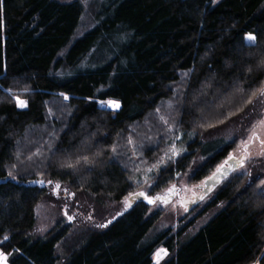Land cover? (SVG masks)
<instances>
[{
	"label": "trees",
	"instance_id": "obj_1",
	"mask_svg": "<svg viewBox=\"0 0 264 264\" xmlns=\"http://www.w3.org/2000/svg\"><path fill=\"white\" fill-rule=\"evenodd\" d=\"M92 7L93 25L75 39L81 1L0 0V180L8 179L0 183V239L10 238L8 264H154L161 247L168 257L160 264H264V191L249 174L217 189L201 213L224 208L187 238L185 229L150 234L161 214L127 203L150 190L134 181L175 136L166 115L190 153L164 169L154 192L205 158L192 176L198 186L235 148L224 131L257 120L264 0H95ZM248 34L256 37L251 46ZM109 100L120 108L102 109ZM67 162L75 168L61 167ZM41 180L45 188L31 185ZM56 184L92 204V218L107 227L86 225L74 237L59 224L33 237L35 208Z\"/></svg>",
	"mask_w": 264,
	"mask_h": 264
},
{
	"label": "rangeland",
	"instance_id": "obj_2",
	"mask_svg": "<svg viewBox=\"0 0 264 264\" xmlns=\"http://www.w3.org/2000/svg\"><path fill=\"white\" fill-rule=\"evenodd\" d=\"M58 2L64 4V3H74L75 1H81L83 4L84 9V15L81 20V24L77 30V35L75 39L78 37H81L84 35L86 31L93 25V17H94V10L92 7V3L95 0H57ZM246 37V36H245ZM256 42V40H255ZM254 42V43H255ZM264 88V87H263ZM105 102V101H104ZM104 102L101 103V106L103 107ZM106 109L111 110L113 112L117 110H113L111 108H108L106 106ZM254 115L256 114V119L254 121H249L247 123L243 124H237L235 126H232L231 128H228L223 132L224 139L226 142L225 144H232L235 143V148L230 153L234 156L239 157L238 155L241 154V141L247 140L248 136L250 135V129L254 124H256L260 120H264V96H261L260 94L257 95V99L255 100L254 104ZM159 116V115H158ZM171 115H166L164 117L162 123L169 124V130L172 131L175 136L173 140L170 143H164L163 144V156H165V153H168L169 156H171L170 149L173 145H175L176 150L179 152V155L174 157V162L171 160L165 161L164 165L159 166L158 168H153V165H156L161 158L152 165H150V168H152L151 172H148L147 169L144 170L143 174L140 178L136 179L134 181V186H136L137 190H140L142 187H151L150 190H147L146 192H150L151 196L153 195H163L164 197L171 196L170 190L175 186V198L172 199L171 202L168 204H163L160 202L154 203V206L149 207L150 211L149 214L153 213H160L161 219L155 226V229L151 231L150 234H155L157 231H166L169 229L173 230V233H178L180 229H185L184 231V237L187 238L191 235L195 234L203 225L208 223L212 217L216 215V213L224 208L225 203L218 204L217 207H214L211 211H208L207 213H201L202 210L207 206V204H211L213 199L215 198L216 194L218 193L220 187L223 186V184L228 183L230 180L234 179V176L239 175H245L249 174L252 179H259L264 180V147L261 146L259 141L253 143L249 149L250 152V159H248L245 162V165L242 169L235 171L234 174H232L227 180L223 181V184L220 185L218 188L214 189L213 192L205 199L203 202L199 203H193L194 198L193 195L195 192H193L194 187H196V183L192 182V176L197 171V166L202 165L203 162H205V158L199 159L198 164L196 168L192 169L190 168L187 170L185 175L180 176L177 175L175 178V182L170 183L163 191L161 192H154L153 185L156 183V178H158L162 172H164V169L168 168L171 164H174L175 161H177L180 158H183V156L189 155L188 146L185 145L186 137L185 134L181 131H175V125L174 118L172 120ZM167 121V123H165ZM258 134L264 138V126L259 127L257 129ZM217 137H214L216 139ZM218 139V138H217ZM223 142V143H224ZM159 144V143H158ZM156 144V146H158ZM223 163V161H222ZM222 165V164H220ZM218 165V167L220 166ZM217 167V168H218ZM216 168V169H217ZM216 171V170H215ZM212 174V173H211ZM211 176V175H210ZM209 176V177H210ZM145 177H147V183H145ZM208 178V177H207ZM206 178V179H207ZM225 182V183H224ZM259 187L263 189L264 191V184H261V181L259 183ZM144 190V189H141ZM196 202V201H195ZM199 204V205H198ZM109 208H116L118 209L117 205H109ZM95 207H93L92 204H90L86 199L82 198H76L74 194H71V192H68L67 190H59L58 192L55 189H52L49 192V199L40 202L37 207L35 208V229L33 230V237L39 238L43 237L51 230H53L55 227H57L59 224L71 226V235L75 237V234L81 232V230L84 229L86 225H90L89 227L97 228V225H101L100 219H93L94 216ZM201 213V216H200ZM192 222L190 227H188L189 223ZM194 223V224H193ZM151 235V236H152ZM7 240H4V238L0 239V245L2 247V252L7 257L8 264V255L5 253V251L9 248V242L10 238L8 235ZM72 236V237H73ZM73 237V238H74ZM61 247V246H60ZM61 248H59V252ZM163 250V251H161ZM160 253V256L157 257V253ZM168 257V251H166L163 247L159 248L156 252V254L153 257V263L154 264H160L162 261L167 259ZM259 264V263H255Z\"/></svg>",
	"mask_w": 264,
	"mask_h": 264
},
{
	"label": "snow or ice",
	"instance_id": "obj_3",
	"mask_svg": "<svg viewBox=\"0 0 264 264\" xmlns=\"http://www.w3.org/2000/svg\"><path fill=\"white\" fill-rule=\"evenodd\" d=\"M256 40L255 35L253 34H248L245 37V41L246 43L251 46L254 44ZM259 94L261 96H264V88L259 89ZM253 96L256 95V92H253L252 94ZM65 99H67V97H65ZM16 103L18 107H27V102L20 100L19 98L16 99ZM248 103H251V100L248 101ZM104 105L107 106L108 108H111L113 110H118L120 108V104L119 102L115 101V100H109V101H105ZM234 113H230L229 115H233ZM221 123L223 121H220ZM165 123H167V121H165ZM264 126V120H260L258 121L256 124H254L252 126V128L250 129V135L248 136L247 140H242L241 141V154L239 157L234 156L232 154H229V156L227 157V159L224 161V164L220 165L217 169H216V173L213 174V176L215 177L217 174L223 175V169L225 168L226 165H229V162H233L231 165V167H235V165H239L241 168L244 167L245 162L250 159V152L249 149L251 147V145L257 141H259V143L261 144L262 147H264V138H262L258 132L257 129L259 127ZM131 142V141H130ZM171 151V156L168 155V153H165V156L161 158V160L156 164L153 165V168H158L161 165L165 164V161L171 160L172 162H174V157L179 155V152L176 150L175 145L172 146V148L170 149ZM113 152H115V148H113ZM264 154V153H262ZM84 162L85 163H91V161H89V159L87 157H84ZM80 161L77 160L76 164H79ZM76 164H73L71 162H67L64 164H61V167H66V168H75ZM148 172L152 171V168L147 169ZM9 175H11V173H9ZM14 178V177H13ZM147 177H145V183H147ZM39 183L43 184L44 181H39ZM49 183H51V181H49ZM206 183V181H205ZM261 184H264V180H261ZM61 186L59 184L55 185V190L58 192L60 190ZM175 191V186H173V188L170 190V192H174ZM137 197H143L145 200L148 201V203H155L156 201H160L161 203L167 204L169 202L167 197H161V196H156V197H150L148 194L144 193V192H138L135 194ZM130 207V205H128ZM109 223H111V221H109ZM98 227H107L106 224H101V225H97ZM8 237L5 236L4 240H7ZM163 251V250H161ZM160 256V253H157V257ZM7 262V257L5 256V254L3 252H0V264H6Z\"/></svg>",
	"mask_w": 264,
	"mask_h": 264
},
{
	"label": "water",
	"instance_id": "obj_4",
	"mask_svg": "<svg viewBox=\"0 0 264 264\" xmlns=\"http://www.w3.org/2000/svg\"><path fill=\"white\" fill-rule=\"evenodd\" d=\"M102 109H106V106L105 105H103V107H102ZM233 162H229V165H231ZM222 164H224V162L222 163ZM229 165H226L225 166V168L222 170L223 171V175H220V174H217L215 177L213 176V174L214 173H216V171L215 172H213L212 174H211V176L210 177H208L205 181H206V183L204 182L203 183V185L201 186L202 188H203V191H204V194L205 195H207V194H210L211 193V190L212 189H214L215 187H218V186H220L222 183H223V181H225V180H227L232 174H234V172L235 171H238V170H240V169H242L238 164L237 165H235V167H231V166H229ZM7 178H5V179H1L0 180V183H2V182H7ZM32 186H37V185H39V186H41L42 188H45L46 186H45V183H43V184H41V183H39V181H36V182H33L32 184H31ZM138 192H144V193H146V194H148L150 197H156V196H161V197H164L163 195H153V196H151L150 194V192L148 193V192H146L145 190H141V191H138ZM138 192H136V193H138ZM136 193H133L132 195H130V197L127 199V203H128V205H130V208L133 206V205H135V204H144V205H146L147 207H152V206H154V203H148V201L147 200H145L142 196L141 197H137L135 194ZM175 191L174 192H172L171 193V196H167V198H168V200H169V202H171L172 201V199H174L175 198ZM156 202H160V201H156ZM155 202V203H156ZM168 202V203H169ZM198 202V200H196V202L195 203H197ZM161 203V202H160ZM167 203V204H168ZM164 204V203H163ZM165 205V204H164ZM109 223V222H108ZM107 223V224H108ZM6 235H4V237H5ZM3 237V238H4ZM2 247H1V245H0V252H2Z\"/></svg>",
	"mask_w": 264,
	"mask_h": 264
},
{
	"label": "flooded vegetation",
	"instance_id": "obj_5",
	"mask_svg": "<svg viewBox=\"0 0 264 264\" xmlns=\"http://www.w3.org/2000/svg\"><path fill=\"white\" fill-rule=\"evenodd\" d=\"M238 156H240V155H238ZM226 159H227V158H226ZM226 159H225V160H226ZM225 160H224V161H225ZM224 161H223V162H224ZM214 172H215V171H214ZM204 182H205V180H204L202 183H200L198 186H196L195 189H193V192H195L194 195H193V198H194V202H193V203H195V201L198 200L197 203L200 204V202H203V201H204L205 199H207V197L211 194V193H210V194H207V195L204 194L203 188L201 187V186L203 185ZM224 183H225V182H224ZM222 184H223V183H222ZM222 184H221V185H222ZM225 184H226V183H225ZM223 185H224V184H223ZM218 187H219V186H218ZM218 187H215L214 189H216V188H218ZM214 189H212L211 192H213ZM199 204H198V205H199Z\"/></svg>",
	"mask_w": 264,
	"mask_h": 264
}]
</instances>
